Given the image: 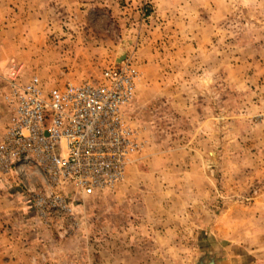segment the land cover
<instances>
[{"label":"rangeland","instance_id":"374dc122","mask_svg":"<svg viewBox=\"0 0 264 264\" xmlns=\"http://www.w3.org/2000/svg\"><path fill=\"white\" fill-rule=\"evenodd\" d=\"M7 1L0 134L11 66L81 84L125 51L145 143L120 184L72 214L44 220L0 186L33 258L22 264H264V0Z\"/></svg>","mask_w":264,"mask_h":264},{"label":"built area","instance_id":"2783aa9c","mask_svg":"<svg viewBox=\"0 0 264 264\" xmlns=\"http://www.w3.org/2000/svg\"><path fill=\"white\" fill-rule=\"evenodd\" d=\"M139 83L130 56L95 81L53 87L11 66L2 94L9 118L0 134V180L44 220L113 190L145 145L132 116ZM12 175L19 177L14 185Z\"/></svg>","mask_w":264,"mask_h":264},{"label":"crops","instance_id":"0c3cea01","mask_svg":"<svg viewBox=\"0 0 264 264\" xmlns=\"http://www.w3.org/2000/svg\"><path fill=\"white\" fill-rule=\"evenodd\" d=\"M8 1L6 3H8ZM18 2L21 5L22 3H24V0H18ZM4 184L5 183L0 180V186L7 190L8 187L6 188ZM7 198L8 196L6 195V193L0 191V264L30 263V260L33 258L28 256L26 250L24 249L26 243L18 238V233H15V231H17L15 229L19 227L17 226V224L7 222L6 217L3 218V215L8 213L9 211ZM9 225H13L16 228L10 229Z\"/></svg>","mask_w":264,"mask_h":264},{"label":"bare ground","instance_id":"6f19581e","mask_svg":"<svg viewBox=\"0 0 264 264\" xmlns=\"http://www.w3.org/2000/svg\"><path fill=\"white\" fill-rule=\"evenodd\" d=\"M125 55V51H122V53L120 54V56H119V58H117V61H119V62H122V58H123V56Z\"/></svg>","mask_w":264,"mask_h":264},{"label":"water","instance_id":"95a60500","mask_svg":"<svg viewBox=\"0 0 264 264\" xmlns=\"http://www.w3.org/2000/svg\"><path fill=\"white\" fill-rule=\"evenodd\" d=\"M123 60H122V62L126 59V54L123 56V58H122ZM122 62H119V61H117L116 63L117 64H120V63H122ZM211 264H214V263H211Z\"/></svg>","mask_w":264,"mask_h":264}]
</instances>
